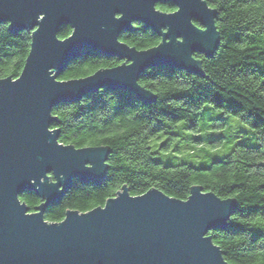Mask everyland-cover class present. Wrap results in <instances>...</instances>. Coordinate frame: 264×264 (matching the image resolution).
Segmentation results:
<instances>
[{
	"label": "water",
	"instance_id": "1",
	"mask_svg": "<svg viewBox=\"0 0 264 264\" xmlns=\"http://www.w3.org/2000/svg\"><path fill=\"white\" fill-rule=\"evenodd\" d=\"M167 2L175 9L157 8ZM216 15L206 0H0V23L30 31L31 39L19 75L0 78V264H230L208 232L226 227L237 202L197 184L186 199L157 188L132 195L123 185L103 205L68 209L60 221L44 218L74 179L100 182L111 151L60 142L52 107L102 87L154 101L140 74L153 66L201 73L194 53L208 57L217 49ZM134 22L160 41L138 49L120 40ZM66 24L71 33L58 37ZM84 50L122 62L58 79ZM27 191L40 198L33 211L20 199Z\"/></svg>",
	"mask_w": 264,
	"mask_h": 264
},
{
	"label": "trees",
	"instance_id": "2",
	"mask_svg": "<svg viewBox=\"0 0 264 264\" xmlns=\"http://www.w3.org/2000/svg\"><path fill=\"white\" fill-rule=\"evenodd\" d=\"M217 10L215 25L219 44L202 60L201 73H191L170 66L146 68L138 82L150 89L156 99L138 100L125 90L102 87L75 102H61L52 107L59 128V141L75 147L105 145L110 148L107 171L98 183L74 179L71 187L44 213L47 221H60L68 209L87 211L115 194L123 185L129 193L139 195L157 188L169 196L186 199L192 185H200L222 198L233 197L237 205L224 229L208 233L230 264H264V0H206ZM157 8L172 11L171 2ZM124 30L119 39L138 49L156 45L159 35L140 22ZM71 33L62 25L58 37ZM30 31H12L7 22L0 23V78L17 77L30 48ZM84 50L58 74L64 80L88 75L98 68L121 63ZM214 108L240 117L253 128L255 146L234 143L222 157L204 166L189 162L163 164L156 160L154 149L162 137L160 149L184 151L189 157L202 153L212 157L205 145L215 148L218 139L187 137L171 148L184 132L205 131L201 112ZM183 134H182V133ZM238 136V135H237ZM203 149H195L198 145ZM20 199L30 211L40 203L34 192H24Z\"/></svg>",
	"mask_w": 264,
	"mask_h": 264
},
{
	"label": "rangeland",
	"instance_id": "3",
	"mask_svg": "<svg viewBox=\"0 0 264 264\" xmlns=\"http://www.w3.org/2000/svg\"><path fill=\"white\" fill-rule=\"evenodd\" d=\"M200 117L201 119L199 122L200 124H205L206 130L192 134L184 132V135H182L180 139L172 142L171 148L177 146V144L184 143L188 136L194 139L204 137H207L208 140L218 139L219 144L215 148L205 145L212 152V157L205 156L202 153H199L198 156L189 157L184 151H175L171 153L170 150L166 151L160 149V143H163L165 140V137H162L160 141L153 146L154 149L158 148V150L161 151L160 154L156 156V160L162 162L163 164H175L187 161L194 166H204L213 158L224 156L227 150L231 149V146L234 143H240L246 146H255L258 144V141L252 136L253 128L247 121L242 120L238 116L227 114L222 110L210 107L208 109H204L201 112ZM195 149L204 150L205 148L204 145L200 144Z\"/></svg>",
	"mask_w": 264,
	"mask_h": 264
},
{
	"label": "flooded vegetation",
	"instance_id": "4",
	"mask_svg": "<svg viewBox=\"0 0 264 264\" xmlns=\"http://www.w3.org/2000/svg\"><path fill=\"white\" fill-rule=\"evenodd\" d=\"M122 62V61H121Z\"/></svg>",
	"mask_w": 264,
	"mask_h": 264
}]
</instances>
